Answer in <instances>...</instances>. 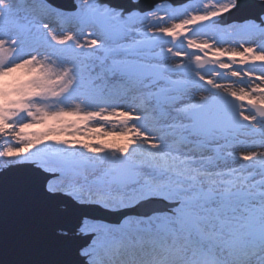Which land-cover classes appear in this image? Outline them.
I'll use <instances>...</instances> for the list:
<instances>
[{
    "label": "snow or ice",
    "instance_id": "6c2138e0",
    "mask_svg": "<svg viewBox=\"0 0 264 264\" xmlns=\"http://www.w3.org/2000/svg\"><path fill=\"white\" fill-rule=\"evenodd\" d=\"M0 178L15 264H264V0H0Z\"/></svg>",
    "mask_w": 264,
    "mask_h": 264
},
{
    "label": "water",
    "instance_id": "95a60500",
    "mask_svg": "<svg viewBox=\"0 0 264 264\" xmlns=\"http://www.w3.org/2000/svg\"><path fill=\"white\" fill-rule=\"evenodd\" d=\"M43 230L38 214L11 190L8 178H0V264L33 258L30 246Z\"/></svg>",
    "mask_w": 264,
    "mask_h": 264
}]
</instances>
